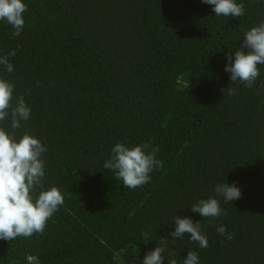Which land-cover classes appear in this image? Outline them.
<instances>
[{"label":"trees","instance_id":"trees-1","mask_svg":"<svg viewBox=\"0 0 264 264\" xmlns=\"http://www.w3.org/2000/svg\"><path fill=\"white\" fill-rule=\"evenodd\" d=\"M22 2L19 36L0 20V56L15 50L0 78L30 118L0 126L41 141L42 184L64 203L42 234L0 239V264H123L129 243L142 262L163 238L162 264L170 255L182 264L188 251L199 264H264V64L252 88L225 71L226 53L264 21V0H236L241 17L217 16L202 0ZM117 142L158 148L149 183L129 189L103 167ZM223 181L239 199L217 196ZM209 197L226 212L211 223L190 209ZM176 215L201 223L206 248L188 234L171 240Z\"/></svg>","mask_w":264,"mask_h":264},{"label":"clouds","instance_id":"clouds-1","mask_svg":"<svg viewBox=\"0 0 264 264\" xmlns=\"http://www.w3.org/2000/svg\"><path fill=\"white\" fill-rule=\"evenodd\" d=\"M211 5L217 16L241 17L244 15V5L236 0H202ZM27 5L22 0H0V20H4L13 28L12 35L19 36L24 27L23 13ZM243 49H247L244 51ZM12 50L6 56H0V65L11 73L13 65L8 57L14 56ZM234 56V58H233ZM225 71L230 73V81H239L245 87L252 88L259 77L258 65L264 64V21L251 27L244 33L240 47L234 52L226 53ZM14 84L0 78V122L11 118L10 127L20 128V121L30 118V108L23 96H19L13 105ZM228 94L234 95L235 89H229ZM151 149V150H149ZM46 151L41 141L25 131L17 137L16 133L8 132L0 126V239L11 241L17 237L29 238L34 233H43L46 221L64 203V197L57 187L44 189V161L42 154ZM158 148H152L147 142L127 146L124 142H117L111 148V155L104 162L103 167L115 172L117 179L124 187L135 189L150 182V173L162 167V161L156 158ZM41 191L33 195L35 189ZM213 191L222 197L225 203L239 199L240 189L235 183L223 181L217 184ZM192 212L199 213L211 223L215 218L226 215L217 198L199 199L190 207ZM175 228L170 232L171 240L183 238L188 234L192 242L201 248L208 246L206 235L202 233L201 223L190 217L174 216ZM220 235L231 239L223 225H217ZM147 242L148 233L142 234ZM169 239L163 238L160 244L148 251L141 264H162L165 259L164 251ZM168 264H177L171 255ZM182 264H199V256L194 251H188Z\"/></svg>","mask_w":264,"mask_h":264},{"label":"water","instance_id":"water-1","mask_svg":"<svg viewBox=\"0 0 264 264\" xmlns=\"http://www.w3.org/2000/svg\"><path fill=\"white\" fill-rule=\"evenodd\" d=\"M117 259L122 261L123 264H141L135 258V247L132 244H127L121 253L117 255Z\"/></svg>","mask_w":264,"mask_h":264}]
</instances>
